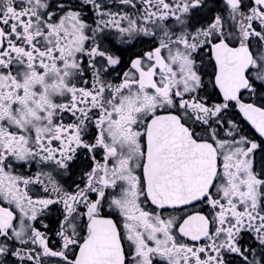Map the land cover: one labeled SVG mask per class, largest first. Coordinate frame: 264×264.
Here are the masks:
<instances>
[{
    "label": "snow or ice",
    "instance_id": "1",
    "mask_svg": "<svg viewBox=\"0 0 264 264\" xmlns=\"http://www.w3.org/2000/svg\"><path fill=\"white\" fill-rule=\"evenodd\" d=\"M0 264H264V0H0Z\"/></svg>",
    "mask_w": 264,
    "mask_h": 264
}]
</instances>
